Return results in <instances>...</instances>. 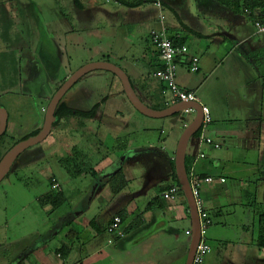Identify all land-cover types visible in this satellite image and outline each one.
Instances as JSON below:
<instances>
[{"label": "crops", "instance_id": "obj_1", "mask_svg": "<svg viewBox=\"0 0 264 264\" xmlns=\"http://www.w3.org/2000/svg\"><path fill=\"white\" fill-rule=\"evenodd\" d=\"M113 1L115 2L113 6L101 8L97 6L98 4L95 0L91 6L89 5L82 12L79 11V9H83L79 5L80 0H78V3L73 0V4H75L74 20L83 24V21H85L84 17H90L89 21L91 23L86 25L89 29L94 30L93 23L94 21L96 22L97 18H100L102 27L107 26L112 29L118 27L119 35L124 37L123 40H115L112 43V47L108 50L102 51V60L100 61L111 63H115L111 59L126 61L129 51V47L126 49V46H128V35H134L139 31V35H143L142 30L145 29L150 45L143 52L142 59L137 63L133 62L131 67L129 65L126 68L117 66L129 76L137 95L145 105L157 111L169 108L171 105L170 95H164V85L152 78L153 72L160 68L161 61L159 53L152 43L151 34L161 28L160 15L162 13L165 17L164 24L169 37L180 43L177 45L186 46L189 49V54L183 57V62L179 64L177 82L182 89L193 91L201 104L210 110L212 123L207 129L208 134L206 133V136L218 142L221 148L229 144L231 150L227 151L223 160L233 163L232 167L247 166L250 161L254 163L255 159L257 163H260L261 155L259 154L258 146L264 137V35L255 33L252 17L247 13L245 14L244 10L237 12L227 6L230 0H162L163 9L161 12L156 11L154 15L146 10L149 8L145 6L147 4L137 8H129L120 1ZM123 1L135 3L137 0ZM261 4L263 6L255 11L256 16L264 14V0L261 1ZM89 9L92 11L88 15ZM95 9H97V12L93 11ZM60 18L63 20V16H60ZM5 46L7 48L9 46L6 41ZM134 49L138 52L133 45ZM192 56L200 59V69L197 73L189 71V63ZM2 64L6 65L3 62ZM98 72L102 73L105 71ZM91 93L93 94V91L89 89L82 93L81 96H90ZM76 95L75 91L72 96L76 97ZM82 100V97L75 99V102L80 104L79 106H68L80 111L90 110L82 107ZM100 103L101 106L97 115L91 121H99L100 124L108 121L110 122V125H107L109 131L112 128L117 132V137L122 135L119 140H124L125 142L121 143L116 149L125 153L129 151L130 154L135 147H141L138 145L133 146V142H131V136H136L141 130V124L134 113V111L138 110L135 107H132V109L127 108L128 113L126 115L128 116L117 110L116 116H113V114H107L104 111L105 106L109 103V98L103 99ZM156 120H167L171 122L172 128L168 132L167 138H164V128H161L158 139L150 141L149 138H146L147 145L141 147L142 149L149 147L147 149L151 151V159L143 164L147 168V173L151 174V178L153 177V180L150 183L148 182L146 188L152 186L155 190V195L142 207L136 204V193H128L126 191L130 182L135 180L136 172H145L142 164L133 157L124 158L123 161L118 163L119 166L117 168L108 173L111 169L108 166L96 169L85 163L83 161L85 154L81 151L79 157L80 162H83L86 168L85 171L80 175L77 174L78 172H74L75 175H73L65 167L70 178H83L90 175L96 182L98 176L102 177V180L89 195L86 193L80 195L78 200H75L77 205L75 207L70 206L62 215L59 211L63 207H69L70 205V199L65 194L68 199L67 202L52 213L58 214L52 239L57 241L63 237L59 241L60 247L56 248L55 254L66 246L72 249L66 261L59 260L56 255L59 264H76L69 263L70 258L76 251V242L82 240L83 234L89 228L93 230L92 232L87 231L88 235L84 234L85 241L81 252L84 253L87 248V250L96 253L99 250L102 251L104 249L103 246L106 245V248L110 250L107 254L112 260V264H186L191 242V236L187 235V232L191 231L192 221L185 197L180 195L179 200L175 203H170L165 199L158 200L153 206L149 205V203L155 197H160L161 193L167 188L175 185L176 167L173 164L175 163L177 146L181 135L191 121H188L185 117H180V115ZM84 123V127H81L77 122V125H72L71 129L73 131H85L88 126L86 122ZM180 125H182L184 131L182 130V132L179 129L180 132L176 133L175 131ZM174 136L173 140L177 141L176 150L169 153L167 141ZM74 149H78V147ZM198 150L199 145L196 137L190 141L187 150L190 168L195 165L197 174L203 179L207 177L213 179L211 183L201 184V193L205 206L207 203L210 205L207 208L210 213L221 216L223 215V209L220 204V193L212 185L215 182H219L220 184L218 183V185H221L220 179L224 178L226 183L223 185L228 190V179L224 173L217 176L218 181L215 180V174L218 171L217 167L223 164L222 157L218 155V159L214 160L215 163H213L212 156L216 149L210 146H202L201 150L206 157L197 160ZM107 157L105 160H107ZM33 160L35 161V159ZM249 169L255 172L253 173V179L256 177V172L260 175L257 181L261 182L260 185L262 186L264 184V173L263 175L259 174L262 169L261 171L254 167H249ZM120 170H122V174L125 177L127 187L115 194L112 192L110 182ZM53 180L62 187L55 174H52L49 177V190L40 196L53 190ZM62 192H64L63 189ZM259 195L264 197V190L259 188L253 190L242 189L239 192L237 204L247 208L246 216L249 219L253 211L250 208L251 205L244 204V200L246 197H254L251 203L257 205ZM40 196H37L35 202L38 203ZM86 202L87 205L85 204ZM86 212L91 214L89 215L91 217L89 221H84L85 218L83 217ZM141 214L145 219L144 223L128 231L125 238L109 244L108 241L111 237L104 238L101 236V232H106L114 216L122 215V219L128 222ZM260 220L259 216V226H261ZM79 222H82V226L85 227L86 231L78 226ZM181 224L185 225L184 235L183 230L179 227ZM252 227L255 228V225H243L244 234L251 235ZM57 236L59 237L56 238ZM243 239L245 241V237ZM224 241L225 246H227L228 241ZM46 243L47 241L43 240L33 248L40 259L43 260L44 257L40 255L50 253L49 250H41L46 247ZM243 246L242 254L240 251L236 254V256H241V264H264V249L257 246L256 239L250 237ZM227 254L222 252L216 260L208 258L206 264H240L231 253ZM84 258L81 255L77 263L84 264Z\"/></svg>", "mask_w": 264, "mask_h": 264}, {"label": "rangeland", "instance_id": "obj_2", "mask_svg": "<svg viewBox=\"0 0 264 264\" xmlns=\"http://www.w3.org/2000/svg\"><path fill=\"white\" fill-rule=\"evenodd\" d=\"M94 1L80 0L79 5L83 9L79 11L84 12L85 8L91 6ZM96 1L97 6L101 8L115 4L113 0ZM145 6L149 7L146 10L153 15L156 11L161 12L153 4ZM91 11L89 9L88 15ZM93 11L97 12V9ZM74 12L73 0H0V106L5 108L9 114L7 132L0 137V161L25 136L42 129L48 105L64 82L84 66L102 60V51L111 48L115 40L124 38L119 35L118 27L113 29L107 26L102 27L100 18L94 21V30L89 29L86 24L91 23L90 17H84L85 21L80 24L74 20ZM60 16H63V20ZM139 32L128 35L127 60L122 62L111 59L115 62L113 64L126 68L142 59L143 52L150 44L146 30H142L143 35H139ZM5 41L9 44L8 48L5 46ZM133 45L138 52L133 50ZM89 89L93 91V94L81 96ZM70 91L62 100L67 105L79 106L80 104L76 103L75 99L82 97V107L91 109L96 103L109 98L104 111L113 116H116L117 110L126 115L127 108L132 109L133 107L120 79L109 72L96 71L86 75ZM75 91L76 97L72 96ZM134 113L141 124V130L136 136H131L133 146L147 145L146 138L155 141L159 138L161 128H164V138H167L172 128L171 122L148 118L138 111ZM194 118L195 114L192 113L187 120L192 121ZM85 122L88 126L87 130L73 131L71 126H76L77 121L63 120L57 128H53L46 140L21 154L8 176L0 182V264H59L55 250L60 247L59 241L63 237L60 236L61 238L57 241L52 239L58 214L49 213V206L41 207L35 200L37 196L49 190V177L52 174H55L62 184L61 188L70 199L69 207L65 206L59 211L62 215L70 206L77 205L75 200H78L80 195L85 193L89 195L93 192L102 177L98 176L97 182L90 175L83 178H70L65 166L61 163L62 159L75 156L73 153L75 147H78L79 153L82 151L85 154L83 156L85 163L96 169L108 166L111 168L108 173L117 168L118 163L124 158L133 157L142 164L145 172H136L135 180L130 182L126 191L136 193V204L139 207L155 195L152 186L146 188L148 182L153 180L143 164L151 159V151L147 149L149 147H144V149L135 147L132 153L129 154V151L125 153L116 149L125 141L119 140L122 135L117 137V132L112 128L109 131L110 122L104 121L101 124L99 121ZM179 129L183 130L182 125L175 132L179 133ZM206 133L204 132V135ZM173 138L175 136L167 141L169 153L176 150L177 141ZM229 150L231 148L229 144H226L221 149L215 150L212 156L213 163L218 159V155L222 157L223 164L217 167L215 180L218 181L217 176L224 173L228 179V190L223 184L218 185L219 182L212 185L219 190L223 215L216 216L212 213L213 225L208 228L205 236L212 247V253L207 257L206 262L208 258L218 259L223 252L231 253L241 264L242 258L236 254L239 251L242 254L243 244L250 237L257 239L260 236L259 230L263 224L259 226V216L264 214V197L259 195L257 205L251 203L254 197H246L244 200V204L251 205L250 208L253 211L250 219L246 216L247 208L237 202L242 189L264 190V184L261 186V182L257 181L260 175L256 172V177L253 179L255 172L249 169V167L260 169V171L262 169L259 174L264 173V137L258 146L261 155V161L258 157L260 163H257L255 159L254 163L250 161L247 165L249 167L244 165L232 167L233 163L223 160ZM106 157L107 160H105ZM85 204L87 205V202ZM209 207L207 203L206 208ZM85 214L84 221H89L91 214L89 212ZM243 225H255V228L251 229V235L244 234ZM78 226L81 229L85 228L82 222H79ZM179 227L184 235L185 225L181 224ZM92 230V228L87 229L88 232ZM87 231L84 234L88 235ZM84 234L82 240L76 242V251L69 263L78 264L82 255V258L85 257L84 264H112L107 254L110 250L106 248V245L103 246L102 251L99 250L96 253L87 248L84 253L81 252L84 247ZM101 236L109 238L107 230L102 231ZM43 240L47 243L46 247L41 250L50 251V253L45 252L46 254L40 255L44 257V260L40 259L36 250H33L35 245L37 246ZM224 240L228 241L227 246ZM243 241L244 243L241 244Z\"/></svg>", "mask_w": 264, "mask_h": 264}, {"label": "built area", "instance_id": "obj_3", "mask_svg": "<svg viewBox=\"0 0 264 264\" xmlns=\"http://www.w3.org/2000/svg\"><path fill=\"white\" fill-rule=\"evenodd\" d=\"M139 2H145L155 5L160 10L163 9L162 0H138ZM250 13V12H248ZM161 28L159 30L153 31L151 34V40L153 45L156 47L161 66L155 70L152 74V78L158 80L164 85V95H170V107L178 103H200L196 94L193 91H187L182 89L177 82V74L179 64L183 62L182 58L189 54V49L186 46L176 45L167 33L164 21L165 17L161 13L160 15ZM255 33L258 35H264V22L257 20L253 22ZM200 69V59L196 56L190 58L189 71L192 73H197ZM202 105V104H201ZM203 110V124L199 131L200 135L197 137L199 150L196 159H204L206 157L205 153L201 150L202 146H210L213 149H220L221 145L215 142L212 138L204 135L207 132L209 125L212 123V116L210 110L202 105ZM196 115L194 109L183 110L179 115L180 117L188 118L191 114ZM190 187L192 195L194 197L196 207L199 214L200 227H201V240L197 247L192 264H206L207 257L212 253V247L206 239V233L208 228L213 225V217L209 213V210L205 206V201L201 193L202 183H211L213 179L207 177L203 179L197 174L195 165L191 167L190 173L188 174ZM53 190L61 191V185L53 180ZM221 184L226 183V179H220ZM181 195L180 187L176 185L170 186L168 189L161 193V197L170 203H175L179 200ZM128 223H125L120 216H114L111 223L107 228V232L111 237L108 241L109 244H113L118 239H123L126 237V227ZM187 235L191 236V231L187 232ZM58 259H61V255H57Z\"/></svg>", "mask_w": 264, "mask_h": 264}, {"label": "water", "instance_id": "obj_4", "mask_svg": "<svg viewBox=\"0 0 264 264\" xmlns=\"http://www.w3.org/2000/svg\"><path fill=\"white\" fill-rule=\"evenodd\" d=\"M96 71L110 72L116 75L122 82L124 91L127 98L140 113L143 115L153 118V119H163L168 117H174L179 115L183 110L194 109L196 111L195 118L186 127L185 131L180 137L176 158L175 167L178 176L179 184L184 197L187 201L189 207L190 218L192 221L191 225V242L187 255L186 264H192L197 247L201 240V227L199 214L196 207L194 197L192 195L189 177L186 168V156L190 141L195 138L199 133L203 124V110L200 103H178L165 110L157 111L147 105H145L139 96L137 95L129 76L120 67L108 61H98L90 63L83 68L79 69L74 73L54 94L51 102L48 105L45 115V121L42 129L36 136L30 137L26 140H22L17 143L13 148H11L0 161V182L5 179V177L12 170L13 165L18 160V158L29 148L39 145L41 142L46 140L52 133L54 124L57 121L56 110L59 104L62 102L63 98L67 93L86 75L91 74ZM9 114L7 110L0 106V137L5 135L8 129Z\"/></svg>", "mask_w": 264, "mask_h": 264}, {"label": "trees", "instance_id": "obj_5", "mask_svg": "<svg viewBox=\"0 0 264 264\" xmlns=\"http://www.w3.org/2000/svg\"><path fill=\"white\" fill-rule=\"evenodd\" d=\"M122 2V4H124L126 7L129 8H137V7H141L144 4H149V3H145V2H139L138 0L135 3H131L129 1H123V0H117ZM262 0H230L229 3H227V6H229L230 8L234 9L235 11H243L244 13L250 15L254 21L260 20L262 22H264V14L262 15H255V11H257L259 9V7L261 8L263 6V4H261ZM76 3H78V0H75ZM250 12V13H248ZM176 45L180 44L178 41H174L171 37H169ZM134 86V85H133ZM101 106V103L95 104L90 110L88 111H80V110H75L73 108H70L67 104H65L64 102H61L56 110V118L57 121L54 124L53 128H56L59 126V124L63 121V120H77V122L79 123V125L81 127H84L85 125V121H91L93 119H95L97 112L99 110ZM40 130H36L32 133H30L29 135L25 136L22 140H26L30 137L36 136L39 133ZM6 134V133H5ZM200 135V133H198L196 137H198ZM21 140V141H22ZM73 153L75 156H70L67 157L66 159H62V164L67 168V171L73 175H75L74 172H78L77 174L80 175L85 171V167L83 162H80V157H79V151H77V149L73 150ZM75 157V158H74ZM175 167V163L173 164ZM186 168H187V173H190V165H189V159L188 156H186ZM175 178H176V183L175 185L180 187L179 184V180H178V176L175 172ZM54 183V182H53ZM52 183V186H53ZM111 189L112 192L117 194L120 191H122L123 189H125L127 187V182L125 180V177L122 174V170H120L111 180ZM168 189V188H167ZM181 189V187H180ZM181 195L182 197H184L183 192L181 190ZM163 199L161 196H157L155 197L151 203H149V205L153 206L155 205V203L158 202V200ZM67 196L65 195L64 192L61 191H57V190H52L51 192L40 196L38 199V204L41 207H50L49 213H53L54 211H56L58 208H60L61 206H63L66 202H67ZM210 213V210H209ZM211 214V213H210ZM120 216L121 218L123 217L122 215H117ZM212 216V214H211ZM260 224L262 225L260 227V236L256 239V244L258 247L260 248H264V214L260 215ZM144 218L141 215L136 216L135 218H133L131 221L129 220L128 222H125L126 220L123 219V221L125 223H128L127 227H126V233L128 231L133 230L134 228H137L140 226V224L144 223ZM71 247H63L61 248L56 255L60 254L61 255V259L62 261H66V258L68 257V255L71 253Z\"/></svg>", "mask_w": 264, "mask_h": 264}, {"label": "flooded vegetation", "instance_id": "obj_6", "mask_svg": "<svg viewBox=\"0 0 264 264\" xmlns=\"http://www.w3.org/2000/svg\"><path fill=\"white\" fill-rule=\"evenodd\" d=\"M68 94V93H67Z\"/></svg>", "mask_w": 264, "mask_h": 264}]
</instances>
